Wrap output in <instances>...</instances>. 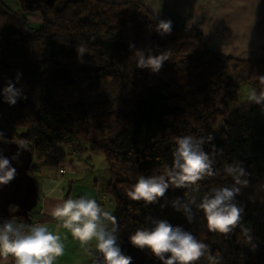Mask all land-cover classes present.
<instances>
[{"label":"trees","instance_id":"obj_1","mask_svg":"<svg viewBox=\"0 0 264 264\" xmlns=\"http://www.w3.org/2000/svg\"><path fill=\"white\" fill-rule=\"evenodd\" d=\"M21 9L38 11L42 22L28 27L24 14L0 0V13L14 23L0 41V88L12 82L25 97L15 105L3 99L0 133L29 147V172L56 167L74 154L102 153L110 164L121 162L126 169L120 176L114 173L104 191L118 221L117 243L132 264H162L148 249L129 241L138 228L150 227L148 216L180 226L210 245L220 264H264L262 203L235 197L244 210L242 224L251 229L249 244L239 227L227 236L212 233L202 212L189 223L174 210L170 202L187 197L191 189L170 187L154 205L126 195L138 175L159 174L170 165L175 138L188 134L214 137L203 145L205 152H211L212 145L223 149L214 165L216 175L199 182L201 195L233 183L223 167L234 161L249 173V184L243 187L247 193H253L255 183L264 186V106L237 98L240 84L260 90L256 77L264 76V59L213 51L200 31L183 23L178 27L179 21L170 34L161 35L154 30L160 19L135 0H54L30 6L21 1ZM79 48L85 49L82 56ZM136 50L151 55L170 50L171 56L154 73L136 67ZM93 119L99 126L118 122L120 129L113 136L102 134L99 141L90 132ZM128 167L134 168L131 176ZM9 209L7 220L31 224L33 209L29 220L13 215L15 205ZM196 264L209 262L201 258Z\"/></svg>","mask_w":264,"mask_h":264},{"label":"clouds","instance_id":"obj_2","mask_svg":"<svg viewBox=\"0 0 264 264\" xmlns=\"http://www.w3.org/2000/svg\"><path fill=\"white\" fill-rule=\"evenodd\" d=\"M146 2L152 6L151 0ZM159 8L160 0H155L154 14L159 12ZM154 30L161 35L170 34L172 22L160 20ZM77 52L82 56L85 49L79 48ZM170 56V50L158 55L146 54L143 50L134 52L136 67L148 68L154 73L161 69ZM256 79L260 90L254 87L249 89L247 99L264 106V76H257ZM2 95L9 105H15L18 99L25 98L21 89L16 88L12 82L3 88ZM0 139H3L2 133ZM213 139L211 134L176 137L171 164L164 165L159 174L138 175L126 195L132 201L154 205L165 198L170 187L191 189L187 197H177L170 202L174 210L182 212L189 223L196 218L197 212H202L206 228L212 233L227 236L239 227L247 243L251 244V229L242 224L244 210L235 200L241 188L249 184L246 178L249 173L241 162L224 164L223 172L233 181L230 186L213 187L199 195V182L216 175V158L223 155V149H217L215 145H212L211 152L203 150V145ZM19 145L26 148L23 143ZM15 176L16 169L11 166L10 160L0 156V185L8 184ZM60 200L52 213L54 218L81 244L86 254L93 259V264H132V258L124 255L117 243L119 225L111 211L105 210L87 195L67 199L61 197ZM146 219L150 227H140L129 236L134 247L148 249L162 264H196L201 258H206L209 264H220V257L212 254L210 245L198 240L182 227L151 216ZM252 247L255 248V245L252 244ZM64 250L61 236L54 234L46 225L13 220L0 223V258L5 264L10 257L14 264H55L64 255Z\"/></svg>","mask_w":264,"mask_h":264},{"label":"crops","instance_id":"obj_3","mask_svg":"<svg viewBox=\"0 0 264 264\" xmlns=\"http://www.w3.org/2000/svg\"><path fill=\"white\" fill-rule=\"evenodd\" d=\"M135 1L143 3L154 14L155 0H151L152 6L146 0ZM154 15L160 20H170L172 24L182 21L183 17V26L200 31L207 47L213 51L235 58L264 59V0H160L159 12ZM74 155H66L56 167L41 166L33 174L38 199L33 208L32 222L37 221V224L46 225L54 234H59L65 246L64 255L55 264L93 262L90 256L86 257L81 244L52 214L61 197L87 195L113 214V202L104 191L115 179L111 164L104 158L98 166L91 156L74 158ZM61 168L64 172H60ZM50 192L54 194L49 195ZM97 257L100 259L99 254ZM11 262L10 257L6 264ZM0 264H5L2 258Z\"/></svg>","mask_w":264,"mask_h":264},{"label":"water","instance_id":"obj_4","mask_svg":"<svg viewBox=\"0 0 264 264\" xmlns=\"http://www.w3.org/2000/svg\"><path fill=\"white\" fill-rule=\"evenodd\" d=\"M26 5L47 4L54 0H21ZM182 21H179L182 26ZM0 88V104L3 102ZM21 142L0 139V156L8 158L10 164L16 169V176L6 185H0V223L10 216L9 206H16L13 215L30 219L28 214L34 208L38 199V190L33 175L29 172L32 162V152L27 145L21 147ZM15 157V159H13Z\"/></svg>","mask_w":264,"mask_h":264},{"label":"rangeland","instance_id":"obj_5","mask_svg":"<svg viewBox=\"0 0 264 264\" xmlns=\"http://www.w3.org/2000/svg\"><path fill=\"white\" fill-rule=\"evenodd\" d=\"M8 8L12 10H19V14H24L26 17V25L30 28H37L38 26L41 25L42 19L41 16L39 15L38 11H33V12H24L21 9V1L20 0H1ZM61 3L64 2V0H60ZM57 6L59 4H56ZM14 25L9 20V16L0 13V41L4 42L5 35L3 34L5 31L11 28V26ZM189 29V28H188ZM251 89V87L247 84H240L239 85V90L237 94V98L239 102H244V101H249L247 99V92L248 90ZM114 121H110V123H113ZM120 129V125L118 122H115V124H109V125H101L99 126L96 124V119H93L90 124V132L93 137H96L97 140L100 141L101 135H105L107 133H110L111 136H113L115 133H117ZM91 154V153H90ZM86 156H83V158ZM91 157L93 161L100 166L99 161L104 160V156L102 153H98L97 155L91 154ZM74 158H78V156L74 155ZM111 168H113V172L116 174V176H120L122 171L121 169H126L125 166L123 167V164L121 162H112L111 163ZM130 176L134 171L133 167H128ZM202 192L199 189V195H201ZM238 195L243 196L246 200L251 201V202H259L264 205V186H260L258 184H254L253 186V193H247L244 188H241V191ZM86 257L88 258V255L86 254ZM93 264V262H91Z\"/></svg>","mask_w":264,"mask_h":264},{"label":"built area","instance_id":"obj_6","mask_svg":"<svg viewBox=\"0 0 264 264\" xmlns=\"http://www.w3.org/2000/svg\"><path fill=\"white\" fill-rule=\"evenodd\" d=\"M60 172H64V169L63 168H61L60 169ZM31 224H37V221H31ZM12 259V258H11ZM10 264H14V262L12 261Z\"/></svg>","mask_w":264,"mask_h":264}]
</instances>
